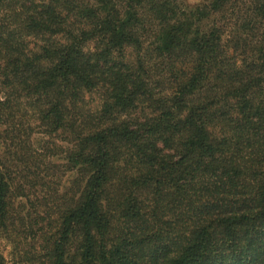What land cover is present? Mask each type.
<instances>
[{
	"label": "trees",
	"instance_id": "trees-1",
	"mask_svg": "<svg viewBox=\"0 0 264 264\" xmlns=\"http://www.w3.org/2000/svg\"><path fill=\"white\" fill-rule=\"evenodd\" d=\"M20 234L28 264H264V0H0Z\"/></svg>",
	"mask_w": 264,
	"mask_h": 264
},
{
	"label": "rangeland",
	"instance_id": "rangeland-1",
	"mask_svg": "<svg viewBox=\"0 0 264 264\" xmlns=\"http://www.w3.org/2000/svg\"><path fill=\"white\" fill-rule=\"evenodd\" d=\"M201 0H185V2H187L188 4H197L199 3ZM28 240L25 239L24 236L22 234L20 235H16L15 239V243L13 244V240L11 241H6V240H0V248L2 249L3 253L6 255L7 259H11V262H15V264H28L26 262H19L20 260V255L24 250H32L31 249V245L27 246L26 243L24 242V240ZM19 243H17V241ZM17 243V244H16Z\"/></svg>",
	"mask_w": 264,
	"mask_h": 264
}]
</instances>
